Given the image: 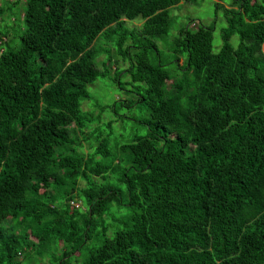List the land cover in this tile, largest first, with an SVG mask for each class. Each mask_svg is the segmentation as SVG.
Returning a JSON list of instances; mask_svg holds the SVG:
<instances>
[{
    "label": "trees",
    "instance_id": "trees-1",
    "mask_svg": "<svg viewBox=\"0 0 264 264\" xmlns=\"http://www.w3.org/2000/svg\"><path fill=\"white\" fill-rule=\"evenodd\" d=\"M181 1L0 0V264L24 247L38 264H264V0L224 7L218 46L215 22L171 35ZM111 48L133 97L93 114ZM136 105L147 133L112 144L102 112Z\"/></svg>",
    "mask_w": 264,
    "mask_h": 264
},
{
    "label": "rangeland",
    "instance_id": "rangeland-1",
    "mask_svg": "<svg viewBox=\"0 0 264 264\" xmlns=\"http://www.w3.org/2000/svg\"><path fill=\"white\" fill-rule=\"evenodd\" d=\"M23 2H25V0H23ZM234 2L235 0H182L177 7L171 9V14L174 16L175 19L174 26L176 27V29L174 30L173 26L171 35L176 36V33L178 32L177 28L189 22L190 18L194 19L191 22L192 27L194 28L197 27V25L201 21L208 25H211L213 22H215L216 24L214 30V45L218 46L223 41L221 27H224L227 24V20H225L224 17V7H227L229 9L237 8L238 5L234 4ZM16 10H18V8H16ZM133 22L135 21H129L130 24H132ZM239 40V35H235L232 38L233 42H238ZM109 45L110 44H107L106 47H108ZM112 50L113 53L111 56V60L107 62L108 66L111 67L112 73H109V75H107L106 77L99 78L95 82L88 85V90L91 93L92 98L84 101L82 105L83 110L90 111L93 114L101 113L100 105H113L115 101L119 100L120 98L130 99L133 97V94H128V92H133L132 84L129 83L130 85L127 86L125 90H121L115 82L117 73L115 65L119 66V69H122L124 68L122 65H125V63L124 61H122V59L114 58L116 57V50ZM107 59V53L102 54L100 55V57H98L97 60H99L98 65L100 68L104 67L102 61ZM115 60L117 61L116 63ZM121 78L123 82L131 81L130 76L126 74L121 75ZM97 105L99 106V108ZM94 110H96V112ZM148 116L149 114L147 110H140V105H136L135 107H132L130 109L124 108L118 112L114 111L110 107H106L105 110L102 112L100 126L102 127L104 134H108V137H111L112 144L115 143L116 137L119 138V141H129L130 137H132L133 134L147 133L148 126L143 125L142 122L146 123ZM110 120L114 121L112 129L108 128L107 124V122H109ZM92 126L94 125L92 124ZM82 140L84 139L82 138ZM84 144L89 147V141L84 140ZM113 148L114 152H117L116 145L113 146ZM21 252L22 257H25L23 258V264H38L36 263L35 259H32V256L34 254L32 250L30 251L29 248L24 247L21 249ZM43 264H48V260H43Z\"/></svg>",
    "mask_w": 264,
    "mask_h": 264
},
{
    "label": "clouds",
    "instance_id": "clouds-1",
    "mask_svg": "<svg viewBox=\"0 0 264 264\" xmlns=\"http://www.w3.org/2000/svg\"><path fill=\"white\" fill-rule=\"evenodd\" d=\"M198 26V25H197ZM191 27H192V24H191ZM192 28H194V27H192ZM196 28V27H195Z\"/></svg>",
    "mask_w": 264,
    "mask_h": 264
}]
</instances>
